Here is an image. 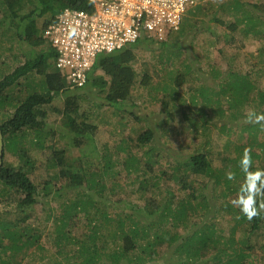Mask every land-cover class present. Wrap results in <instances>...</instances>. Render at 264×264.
Returning a JSON list of instances; mask_svg holds the SVG:
<instances>
[{
    "label": "trees",
    "instance_id": "1",
    "mask_svg": "<svg viewBox=\"0 0 264 264\" xmlns=\"http://www.w3.org/2000/svg\"><path fill=\"white\" fill-rule=\"evenodd\" d=\"M30 1L0 0V9L5 14L4 20L16 29V32L13 31L16 35L23 34V39L27 45L37 52L33 60H26L0 81V111L5 110L7 112L3 114L5 118L0 120L3 143L0 171V204L2 201L15 202L16 209L20 213H24L21 218L24 220L31 215L32 207L37 203L36 199L40 197V194H43L44 198L50 196L49 186L53 182L52 180L56 182V180L64 179L70 189L74 187L78 190H85L84 197L86 195V200L76 199L60 205L63 209L62 216L53 217L54 230L58 235V237H55V245L58 248L55 257L59 260L57 264H63L60 260L73 258L72 254L64 253L61 240L68 239V233L64 231L65 227L77 213H84L91 223L89 233L84 235L82 239L83 242L76 241L77 244H80L77 248L80 264H120L123 260L129 262V264H156L157 258L160 259L156 249L163 244H167L168 248L175 247V252L179 258L178 262H174L176 264H244V259L248 256V254H244V249L249 248L253 237L264 231V213H261L260 218H255L252 221H248L243 217L238 219L237 217L241 215L240 210H231V205L224 201L227 194H237L240 185L243 183L244 174L239 168L241 151L239 158L227 160L221 170L214 169L206 152H194L188 156L183 164H176L165 180L177 183L180 186V191L189 190V192L175 204V196L177 195L174 192H167V195L160 200L152 196L154 190L159 188L158 181L160 178L151 174L148 166L151 163H156L159 152L153 154L152 149L145 151L144 157L141 158L145 165L141 164L136 157H126L125 173L134 175V183L131 184L135 187L133 191L140 193L146 202L143 211L146 213L142 218L124 212L115 213L119 211L115 209L116 204H122L120 201L111 202L108 198L97 201L102 197L101 194L104 192L106 185L110 190V194L117 192L116 187L120 188V192L124 193L126 191L117 177L118 173L112 172L113 165L109 162H106L101 173H97V171L91 169L92 165L90 163L87 165L88 167H84L82 159L72 158L71 155H68L66 149L54 148L47 160V168H54L57 173H54V177L50 176L51 178L48 181L34 182L31 178V171L34 166L29 158V153L32 151L31 149L42 148L44 140L50 134L51 129L46 124L48 116L60 115L62 118L61 123L69 124L68 131L72 135L70 138L72 141L71 146L79 150L83 149L85 156L93 153L90 137L96 126L87 122L89 120L88 110L81 111V101H90L89 97L87 98L85 94H71L61 98L66 90L65 85L58 71L54 68L53 51L43 38L44 30L56 21L55 16L63 9L89 11L90 5L85 0H34L32 9L23 14L22 12H24ZM230 5H232V11H240L243 14L244 24L247 26L244 36L249 35L258 40L259 47L256 50L260 64L258 67L251 66L250 69L247 68L248 70L243 71V73L231 69L219 79L217 78L218 83L214 88L198 84L196 90L189 97L190 104L200 117L202 114L200 121H203L202 127L205 130L209 127L205 123L211 122L207 119L210 118L207 115V109H209L210 115H215V111L218 109L217 116L224 118L221 121H225L218 126L219 133L224 136L228 135L233 127L232 121L240 119L242 109L246 106L257 102L256 105L260 107L259 113H264V84L261 85V82H259V76L264 75V44L260 46L261 40L264 39V6H261V9L255 13V11L250 12L248 7L244 8V4L239 3L237 0H232ZM230 5L224 6L223 4L220 8L227 7L229 10ZM194 7L196 10L192 13V18L196 12L199 13L200 8ZM21 13L23 16L21 15V18H18L15 22V18ZM212 20L219 25L223 24L221 16L211 17ZM184 21L183 17L179 31L175 34L178 35L182 32L188 35L194 32L196 24L193 19L192 22L190 20L188 32H185V26H182ZM4 23L3 19H0V26H4ZM6 32L13 33L10 30H6L4 33ZM4 35L1 34L0 44H9ZM139 41L146 43L145 50L149 52H153V49H148V44H159L146 38ZM164 43L162 42V44ZM13 49V46L10 45L9 50L12 51ZM1 50L3 49L0 45ZM159 58L162 61L166 60V55L161 54ZM136 61L137 54L132 51V45L112 54H100L96 58L86 85L98 88L99 92H102L107 86L104 93L105 103L120 108V105L127 101L132 87L136 84ZM145 61L147 60L142 62ZM154 69L155 64L145 62L142 65L144 74L139 82L140 85L148 86L151 79L150 70ZM97 71H100L102 76L92 77L93 73ZM184 71L189 74L191 72L190 67L183 66ZM211 72L218 74L216 68H212ZM181 74L182 69L177 68L176 74H174L175 76L168 86L172 90L170 94L168 93L169 99H177L176 91L186 81L184 79L187 74L184 76ZM103 76L108 79L107 82L102 80ZM23 78L27 81V83H23L27 85L21 86L22 89H28V94L19 102L14 101V99L10 100V98H15L11 96L15 88L19 93L21 86L18 81ZM36 79L38 80L37 85L33 83ZM197 89L201 91L198 92ZM189 90L192 89L189 88ZM204 92H208L209 95L205 96ZM58 101H62L61 106H57ZM168 107L169 102L162 103L161 111L167 116L170 115ZM258 107L257 109H259ZM187 109L188 106L182 102L179 114L186 115ZM197 125L201 124L198 123ZM246 128L243 132L250 136L249 130H253V126L248 125ZM255 130H259V128ZM259 132L262 133L264 138V131L260 129L258 134L255 135L256 140ZM250 137L251 146H257L260 151L259 153L252 151V167L253 169H264V167H259L264 166V141L258 144L253 141L252 136ZM152 139L153 132L147 129L136 138L137 146L143 147ZM117 149L120 150L121 148L117 147ZM104 158L106 159V156ZM10 160H12V163H10ZM255 160H258L259 163L261 160L262 163L257 167L254 165ZM75 161L78 164H75ZM225 170L235 172L236 178L228 180ZM162 175L167 174L162 173ZM207 184L211 186L208 188ZM92 191L97 193L96 198L90 194ZM59 192L60 190L52 194V197L54 199L60 198ZM192 201H197V203H192ZM212 201L215 202L213 209L210 204ZM216 201L220 203V209L226 207L229 214L230 210L233 211V214L230 215L233 221V232L238 229L243 234L244 238L240 241L243 249L237 247L232 237L228 240L223 239V242L218 240L216 224H213L216 213L220 210L216 206ZM97 204L103 207L102 211ZM93 209L96 213L92 216L89 213ZM111 210L114 211L111 212ZM9 213L6 212L3 216L0 213V264H18L17 258L20 256L21 251L25 248L29 250L33 245L39 244L41 236L36 230L34 231V228L28 226L21 228L15 223V218L13 220L8 218ZM192 214L195 217H207L208 219L203 222L201 227L186 230L187 234L180 239L175 229L179 226L186 229L189 226L188 223ZM102 239L103 246L99 247L102 249L100 250L97 246ZM107 239L111 241L109 246L111 250L105 253ZM219 242L224 245V248L219 249L217 247ZM206 250H214L216 253L205 261L202 260V257ZM103 257L109 263L104 262Z\"/></svg>",
    "mask_w": 264,
    "mask_h": 264
},
{
    "label": "rangeland",
    "instance_id": "2",
    "mask_svg": "<svg viewBox=\"0 0 264 264\" xmlns=\"http://www.w3.org/2000/svg\"><path fill=\"white\" fill-rule=\"evenodd\" d=\"M194 1L196 3L195 6L200 7L198 10L199 13L196 12L192 18V13L195 12L196 8L193 7L187 10L183 15L185 21L184 23L182 22V26H185V32H188L190 20L192 22L193 19L196 28L192 34L185 35L181 32V34L172 35V37L168 39L169 41L167 40L164 44H148V49H153V52L145 50L146 43L144 41H138L135 45H132V51L137 54V81L132 87L127 101L121 104L120 108L105 103L104 93L107 86H105L102 92H99L98 88H93L90 85H86L81 90H65L63 92L61 98L71 94H85L87 98L89 97L90 101H81V111L88 110L89 120H87V122L96 126L94 133L90 137L93 153L85 156L83 149L79 150L71 146L72 141L70 138L72 135L69 134L68 131L69 124L65 125L61 123L62 118L60 115L48 116L46 124H48V128L51 129L50 134L47 136L46 140H44L42 148L31 149L32 151L29 153V158L34 166V169L31 171V178L34 182L41 183L45 180L48 181L49 178L54 177V173H57L56 169L51 167L49 169L47 168V160L51 156L54 148L61 147L62 149H66V152L68 155H71L72 158H81L84 167H88L87 165L90 163L92 165L91 169H94L97 173H101L106 162H109L113 165L112 172L118 173L117 177L126 191H124V193L120 192V188L116 187L117 192L110 194V190L106 185V187H104V192L101 194L102 197L97 201H103L105 198L110 199L111 202L120 201L122 204H116L115 209L119 211L115 213L124 212L142 218L146 213L143 212L146 202L140 193L133 191L135 187L131 184L134 183V175L126 174L124 170L126 157H136L140 160L141 164L145 165V162L141 159L144 157L145 151L147 152L149 149H152L153 154L159 152V158L156 159V163H151L148 166L151 174L159 176L160 178L158 181L159 188L158 190H154L152 196L160 200L167 195V192H174L177 195L175 196V204L178 200L183 199L189 190L185 192L180 191V186L177 183L165 179L168 177V174L172 172L173 167L179 163L183 164L190 154L194 152H206L214 169L221 170L227 160L239 158L241 156L240 151L243 152L245 147L251 146L250 136H252L253 141H256L258 144L264 141L262 133L260 132L257 140L255 138V135L258 134V131L261 129L260 125L245 123L248 109H255L257 113L260 112V107L256 105L257 102L242 109L240 119L232 121L233 127L226 136L219 133L218 126L225 121H221L224 120V118L217 116L218 109H216L215 115H210V111L207 109V115L210 117L207 119L211 122L205 123L209 126L205 130L204 127H202L203 121H200L202 114L200 117L190 104L189 97L191 93L196 90L198 84L208 85L214 88L218 83V79L231 69L232 71L236 72L239 70L240 73H243V71L248 70L247 68L250 69L251 66L258 67L260 64L257 59L256 50V48L259 47V42L254 37L249 35L244 36L245 31H247V26L244 24V17L240 11L234 12L231 10L232 5H230V3L232 0ZM237 1L244 4V8L248 7L250 8V12L255 11V13L261 9V6H264V0ZM33 4L34 0H31L22 13H28L32 9ZM223 4L224 6L229 4L230 9L228 10L227 7L221 9L220 6ZM22 13L15 18V22L18 18H21ZM215 16L222 17V25H219L214 20L211 21V17ZM0 19H3L5 22L4 26H0V37L2 33L5 34L4 37L9 43L6 45H3V43L0 44L3 49L0 51L1 81L7 74L12 73L26 60H33L37 52L27 45L23 39V34L20 33L16 35L13 32H16V29L4 20L5 14L1 9ZM182 26L181 29L183 28ZM228 26H231V28ZM4 30H10L13 33H4ZM1 39L2 38H0V40ZM263 44L264 39L261 40L260 46ZM10 45L14 48L12 51L9 50ZM161 54L164 56L166 55V60H160L159 56ZM144 60H147L145 61L146 63L155 64V69L150 70L151 79L148 86L139 84L144 74V70H142V65L145 63L142 61ZM170 61L171 63H169ZM185 65L190 67L191 72H189V74H187L186 71L183 72V66ZM177 68L182 69L181 75L184 76L187 74L185 79L183 78L186 81L178 87L176 91L177 99H169V94L172 90L168 86L171 84ZM212 68H216L218 74L212 73ZM100 75L102 76V73L97 71L93 73L92 77L97 78V76ZM102 80L107 82L108 79L103 76ZM23 82L27 83L25 78L18 81L20 86L27 85ZM259 82H261V85L264 84L263 74L259 76ZM33 83L37 85L38 80L36 79ZM22 86L19 88V93L17 88L13 90L11 96L15 98H10V100L14 99V101L19 102L25 98L26 94H28V89H22ZM189 88L192 90H189ZM199 91L201 90L199 89L198 92ZM204 94L205 96L209 95L208 92H204ZM164 102H169L168 110L170 111V115L168 116L161 111V106ZM182 102L188 106V111L184 116L179 114ZM61 105L62 101H58L57 106ZM256 106L259 109H257ZM4 113L7 112H5V110L0 111V120L5 118L3 116ZM198 123L201 125H197ZM248 125L253 126V130H249L250 136L243 132V130L247 129L246 126ZM258 128L259 130H255ZM147 129L153 132V139L143 147L137 146L138 143L136 142V138ZM222 129L223 127L221 130ZM54 130L56 131L55 133ZM117 147L121 149L118 150ZM251 147L256 153L260 152L257 146ZM104 156H106V159ZM10 161V163H12V160ZM74 163L78 164L77 161ZM261 163V160L260 163L258 160H255L254 165L258 167ZM259 167L264 166L261 165ZM225 172L228 171L225 170ZM162 173H166L167 175L163 176ZM52 181L53 182H51L49 186L50 196L44 198L43 194H40V197L36 199L37 203L32 207L31 215L27 219H21L24 213H20L16 209L15 202L12 201L7 203V201H2L0 204V213L2 216L6 212H10L8 218L11 220L15 218V223L21 228L26 226L34 228V231L36 230L41 235L39 244L33 245L29 250L25 248L21 251V257L19 256L17 258L18 264H57L59 260L55 257L58 249L55 245V237H58V235L54 230L53 217L62 216L63 209L60 205L67 204L76 199L86 200L87 198L86 195L84 197L85 190H78L74 187L70 189L68 183L64 179L56 180V182H54V180ZM207 185L208 188L211 186L210 184ZM58 190H60L58 194L59 196L61 195V197L54 199L52 194L56 193ZM90 194L94 197L97 195L95 191H92ZM236 196V193H229L224 200L231 205V210L233 211H239V208L233 206L231 203L232 199L236 198ZM192 203L196 204L197 201H192ZM214 203V201L210 203L212 209ZM216 203V206L220 209V203H218V201H216ZM110 205L112 204L110 203ZM97 206L102 211L103 207L98 204ZM94 210L95 209L89 214L92 216L95 215L96 212ZM220 210L216 213L215 220L213 221V224H216V236L218 240L223 242L232 237L237 247L243 249L240 243L244 238L243 234L238 229L233 232V221L230 217L233 211L230 210L229 214L226 207ZM112 211L114 210H111V212ZM190 218L188 223L189 226L186 229L182 226L175 229L180 239L185 237L187 234L186 230L197 229L208 219L207 217H195L194 214H192ZM90 227V220L84 213H77L72 221L68 223L64 230L68 233V239L65 240L66 242L61 240L63 245L62 250L64 253L72 254L73 258L69 257V259H63L60 260V262H63V264H80V258L77 253V248L80 244H77L76 241L82 243V239L84 235L89 233ZM263 232L264 231H261L255 236L256 239L253 237L250 241L249 248L244 249V254H248L244 259V264H264ZM102 242L103 239L98 242V248L103 246ZM220 242L217 247L222 249L224 245ZM110 245L111 241L107 239V249L104 251L105 253L110 252ZM156 250L160 258H157L156 264H176L174 262L179 261L178 255L175 252V247L168 248L167 244H163ZM214 253H216L214 250H206L202 260H208ZM129 256L127 257L129 258ZM103 260L109 263L104 257ZM120 264H129V262L123 260Z\"/></svg>",
    "mask_w": 264,
    "mask_h": 264
},
{
    "label": "built area",
    "instance_id": "3",
    "mask_svg": "<svg viewBox=\"0 0 264 264\" xmlns=\"http://www.w3.org/2000/svg\"><path fill=\"white\" fill-rule=\"evenodd\" d=\"M89 11L65 8L43 32L66 90L83 89L96 58L142 39L162 43L179 31L194 0H85Z\"/></svg>",
    "mask_w": 264,
    "mask_h": 264
},
{
    "label": "clouds",
    "instance_id": "4",
    "mask_svg": "<svg viewBox=\"0 0 264 264\" xmlns=\"http://www.w3.org/2000/svg\"><path fill=\"white\" fill-rule=\"evenodd\" d=\"M245 123L258 124L264 131V113H257L255 109H248L245 117ZM252 148L247 146L243 149L239 160V168L244 174L243 183L240 185L236 198L232 199L233 206L238 207L240 214L237 218H246L252 221L260 218L264 213V169H253ZM228 180H234L236 173L226 172Z\"/></svg>",
    "mask_w": 264,
    "mask_h": 264
},
{
    "label": "water",
    "instance_id": "5",
    "mask_svg": "<svg viewBox=\"0 0 264 264\" xmlns=\"http://www.w3.org/2000/svg\"><path fill=\"white\" fill-rule=\"evenodd\" d=\"M2 150H3V143H2V134L0 131V171L2 166Z\"/></svg>",
    "mask_w": 264,
    "mask_h": 264
}]
</instances>
